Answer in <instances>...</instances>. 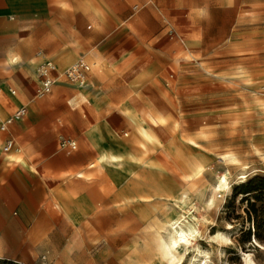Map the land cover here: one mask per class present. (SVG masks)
Segmentation results:
<instances>
[{
  "label": "rangeland",
  "instance_id": "obj_1",
  "mask_svg": "<svg viewBox=\"0 0 264 264\" xmlns=\"http://www.w3.org/2000/svg\"><path fill=\"white\" fill-rule=\"evenodd\" d=\"M105 1L116 23L109 18L111 24L104 25L91 15L83 22V14H69L67 5L58 6L55 11L65 30L81 42L82 51L93 49L102 59L100 80L89 76L87 83L91 85L85 87L73 85L61 76V89L37 115L38 120L51 123L60 137L59 146L74 149L70 143L76 141L79 145V134L100 121H108L122 138L132 139L135 126L128 118L125 98L118 93L126 85L147 98L162 100L156 107L159 122L154 124L160 139L147 155L149 164L154 165L148 167L147 177L155 185L166 186V181L174 178L172 168L176 166L185 171L184 159L179 156L184 142H195L199 150L208 153L211 169L205 179L206 188L215 183L219 171H238L235 162L223 158L229 151H236L253 166L263 167L264 0ZM201 5L207 6V14H197ZM41 50L47 52L44 46L36 50L37 66L30 81L21 70L15 73L26 100L40 86V64L45 58L38 55ZM131 57L133 62L128 63ZM16 64L23 67L24 62ZM114 66L123 71L113 73ZM8 86L16 88L15 83ZM54 91L55 87L50 94ZM110 109L119 112L108 115ZM185 116L190 117L191 123L182 128ZM203 117L201 125L198 119ZM30 118L31 115L24 123ZM9 135L3 132L2 148H6ZM92 163L95 161L78 163L64 176L46 181L43 195L48 197L55 191L60 195L78 194V171L89 172L94 167ZM155 164H167L171 169L159 170ZM261 178L264 172L235 185L223 205L216 204L208 214L210 220L220 224L208 225L213 235L221 229L230 236L224 253L215 256L217 264H245L244 257L249 253L264 263V192L250 191L247 186ZM15 182V178L9 179L11 191L15 190ZM33 185L35 193L39 184ZM39 202L42 206L45 199ZM41 206L34 207L29 216L30 222L38 223V230L23 232L21 246L9 257H0V264L147 263L143 256L153 247L154 240L145 234L135 238L127 228L132 217L117 213L97 216L95 231L84 240L77 217L55 220ZM197 213L202 215L201 211ZM137 219L134 215L133 220ZM142 229L139 225L136 232ZM9 250L4 247V251ZM184 264L190 263L186 260Z\"/></svg>",
  "mask_w": 264,
  "mask_h": 264
},
{
  "label": "bare ground",
  "instance_id": "obj_2",
  "mask_svg": "<svg viewBox=\"0 0 264 264\" xmlns=\"http://www.w3.org/2000/svg\"><path fill=\"white\" fill-rule=\"evenodd\" d=\"M50 2L54 12L51 20L55 31L66 34L71 42L69 50L65 49L52 56L60 73V79L57 77L56 80L61 82L63 72L76 56L75 50L82 52L83 46L57 19L56 8L67 5L73 13H81L83 17L90 14L104 25L111 24L109 18L116 23V18L112 16L105 0H50ZM207 12L206 5H201L197 9L198 15ZM72 47L73 50L70 49ZM90 50L93 55L89 75L94 80L101 79V56L96 54L95 50ZM21 58L22 56L16 53L4 60L1 67L3 73H11L13 64L21 61ZM128 61L132 63L133 58H129ZM121 71L123 68L116 66L112 68L113 73ZM14 83L16 88L4 84L0 91V116L3 118L27 101L26 93L16 82ZM59 89L55 87L54 93L46 94L36 103L29 124L24 125V131L17 137L16 144L1 150L2 161L11 172L19 168L35 175L38 171L37 157L46 149L59 146L58 133L46 131L44 128L49 121L37 120V114L56 97ZM118 93L123 99L125 98L124 106L128 118L135 126L133 138L129 140L122 138L107 124L88 132L87 144L97 155L96 162L91 164V167H94L90 168L89 172L78 171L81 177L78 194L69 195L67 192H62V195L52 194L48 198L45 202L48 214L55 220L62 217L75 219L77 217L80 223L79 234L84 240L95 231L97 216L113 213L127 215L132 217L127 228L133 232L136 239L142 234L153 237V247L143 256L146 264H184L186 260L190 264H217L215 256L224 253V246L230 236L228 231L221 229L213 235L208 225L214 224V227H219L220 224L215 219L210 220L208 214L216 204L223 205L235 185L247 182L253 175L264 172V166H253L236 151H229L223 158L235 162L238 171L233 173L229 168L219 171L215 183L206 188L205 179L211 169V163L207 159L208 153L199 150L195 142H184L181 146L184 150H179V156L184 159L185 171L180 170V166H176L172 168L174 178L166 181V186L155 185L147 177L148 167L154 166L149 164L147 155L154 150L153 146L160 139L159 134L154 130V124L159 122L156 107L162 103V100L155 97L147 98L133 86L123 85ZM198 121L204 125V117ZM190 123V117H183L182 128L189 126ZM1 141L0 133V144ZM155 166L159 170L171 169L167 164H155ZM7 176L0 178L1 189L5 187ZM219 194L222 196L221 200ZM198 211L202 212L201 216ZM134 215L138 216L135 221ZM6 220H8L6 217L0 215V222L4 223ZM139 225H142L143 229L136 232ZM19 237L18 232L0 225V257L6 256L4 247L12 245L15 248ZM244 263L264 264L259 263L252 253L245 255ZM131 264L141 263L135 261Z\"/></svg>",
  "mask_w": 264,
  "mask_h": 264
},
{
  "label": "crops",
  "instance_id": "obj_3",
  "mask_svg": "<svg viewBox=\"0 0 264 264\" xmlns=\"http://www.w3.org/2000/svg\"><path fill=\"white\" fill-rule=\"evenodd\" d=\"M135 4L139 5V2H136ZM68 12L71 15L74 14L72 10H69ZM53 13L54 12L50 0H0V79L3 80V83L1 82L2 85H9L14 82L19 84L15 77V73L20 70L30 81V78H32L31 72H35L37 66L35 52L38 48L42 46L46 47L47 52L43 50H41L40 52L43 53V56L49 57L51 59L52 57H50L49 54L53 56L65 49L69 50V47H71L70 37L66 36V34L64 33H59L55 30H51V28L54 27L51 20ZM90 18L91 17L85 15V17L82 18V21L85 22ZM92 18L95 17L92 16ZM25 31H30V33L25 35L22 34ZM72 36L75 38L73 34ZM70 49L73 50L74 48L72 47ZM16 53H19L22 56L21 61L24 62L23 67H19L16 63H14L11 73H3V69L1 68L2 62ZM74 54H76V56L71 62H73L79 56L88 55L92 68V50L89 49L82 52L75 50ZM90 71L88 72V77L90 76ZM59 81L60 80L55 82L54 87L60 88L58 84H60L61 82ZM71 84L77 85L74 83ZM82 86L89 87L90 82L88 81V83ZM37 91L32 93L27 101L33 99ZM43 97H36L32 102H30L29 112L27 113V115L24 118L12 123L7 130H1L0 128V133L2 135L3 132L9 133L10 135L7 140L13 139L15 145L17 137L24 131V125L29 124L28 121L26 123H24V121L28 119L29 115H31L32 113L33 107ZM10 109L11 107L8 108V110ZM116 112L119 111L117 109H110L107 114L113 115ZM72 114L75 115L74 113ZM59 116L60 115L57 114L55 118L58 119ZM2 119H0V121ZM42 121L46 122V119L38 120V122ZM107 123L108 121H100L96 124V126L90 127L80 133L78 137L80 140V144L78 145L76 142V146H72L74 149H64L60 146L46 149L44 153H41V155L37 157L38 171L35 175L19 168L18 170H13L12 172L9 168H6L4 162L2 161L1 155V150L4 149V147L2 148V144H0V178L8 175L4 182L5 189H1L0 187V215H3L8 220H6V222L4 223L0 222V225L6 226V228L11 231L18 232L20 235L18 244L15 246V248L12 245L7 246L10 250L9 252L5 251V257H9L13 253H15L16 248L21 246V237L23 232L28 230H38L37 228H35L38 223L30 222L31 220L29 219V216L34 207L41 206L39 201L45 199L46 202L52 194H55L56 196L60 195L58 191H55L52 194L48 195V197H45L43 195L44 193L42 192L44 183L58 176H64L66 172L71 171L74 166L78 165V163L87 165L91 160H94L96 162L97 155L87 144L86 136L87 133L95 127L103 126ZM44 128L46 131H55L50 122L44 125ZM16 130L18 131V134L15 135L13 132ZM39 167L41 168V172L39 170ZM11 178H15L16 180L15 184L13 185L15 190L12 189V191L8 183L9 179ZM34 183L39 184L38 190L35 193L32 192ZM41 208L48 214L45 208V203L41 206Z\"/></svg>",
  "mask_w": 264,
  "mask_h": 264
},
{
  "label": "built area",
  "instance_id": "obj_4",
  "mask_svg": "<svg viewBox=\"0 0 264 264\" xmlns=\"http://www.w3.org/2000/svg\"><path fill=\"white\" fill-rule=\"evenodd\" d=\"M43 56V53H39ZM91 69V64L88 55L79 56L73 62H71L63 72V76H66L71 83L77 85H85L88 79V72ZM59 71L53 59L45 57L40 64V76H41V86L34 95L33 99L26 101L24 104L20 105L17 109L13 111L9 116L4 117L0 121L1 130H7L9 126L17 120L24 118L29 112L30 102H32L36 97H43L50 93L54 87L57 77L59 76ZM2 83H0V91L2 89ZM12 91L15 89L11 88ZM73 147L76 146V141L70 143ZM14 145L13 139H8L6 143V148H11Z\"/></svg>",
  "mask_w": 264,
  "mask_h": 264
},
{
  "label": "trees",
  "instance_id": "obj_5",
  "mask_svg": "<svg viewBox=\"0 0 264 264\" xmlns=\"http://www.w3.org/2000/svg\"><path fill=\"white\" fill-rule=\"evenodd\" d=\"M247 186L250 191L262 189L264 192V178L250 181Z\"/></svg>",
  "mask_w": 264,
  "mask_h": 264
}]
</instances>
